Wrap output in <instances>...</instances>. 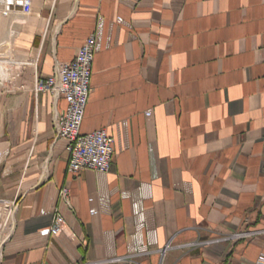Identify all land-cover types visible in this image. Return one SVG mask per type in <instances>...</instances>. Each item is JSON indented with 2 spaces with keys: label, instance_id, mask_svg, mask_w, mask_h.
<instances>
[{
  "label": "crops",
  "instance_id": "0c3cea01",
  "mask_svg": "<svg viewBox=\"0 0 264 264\" xmlns=\"http://www.w3.org/2000/svg\"><path fill=\"white\" fill-rule=\"evenodd\" d=\"M90 35L80 132L105 129L114 154L71 173L66 101L34 85ZM0 58L18 63L0 86V264L264 256V0H0Z\"/></svg>",
  "mask_w": 264,
  "mask_h": 264
},
{
  "label": "built area",
  "instance_id": "2783aa9c",
  "mask_svg": "<svg viewBox=\"0 0 264 264\" xmlns=\"http://www.w3.org/2000/svg\"><path fill=\"white\" fill-rule=\"evenodd\" d=\"M95 51V37L90 35L79 48L76 56L68 62H56L52 74L46 78H38L34 85L35 92H48L53 101L63 98L66 101L64 114H55L52 125L56 137L64 138L68 142L69 158L67 170L79 173L86 169L105 173L110 169L114 154V138L105 129H97L82 134L80 126L84 117L85 107L91 92L92 62ZM4 62V63H3ZM13 60L0 58V86L9 82L11 68L17 67ZM61 200L69 205L70 193L66 188L60 190ZM0 229V253L5 240ZM60 220L54 219L50 231L53 234L60 232ZM255 264H264V256H260Z\"/></svg>",
  "mask_w": 264,
  "mask_h": 264
},
{
  "label": "rangeland",
  "instance_id": "374dc122",
  "mask_svg": "<svg viewBox=\"0 0 264 264\" xmlns=\"http://www.w3.org/2000/svg\"><path fill=\"white\" fill-rule=\"evenodd\" d=\"M8 225H9V223H8V224L6 223V224L4 225L5 231L2 233L3 237H5L6 234H7V231H8ZM2 227H3V226H1L0 229H1Z\"/></svg>",
  "mask_w": 264,
  "mask_h": 264
},
{
  "label": "bare ground",
  "instance_id": "6f19581e",
  "mask_svg": "<svg viewBox=\"0 0 264 264\" xmlns=\"http://www.w3.org/2000/svg\"><path fill=\"white\" fill-rule=\"evenodd\" d=\"M4 60V59H3ZM5 60H8V59H5ZM4 63V62H3Z\"/></svg>",
  "mask_w": 264,
  "mask_h": 264
}]
</instances>
